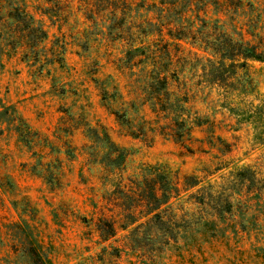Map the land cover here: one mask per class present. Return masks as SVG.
Masks as SVG:
<instances>
[{
    "label": "rangeland",
    "instance_id": "1",
    "mask_svg": "<svg viewBox=\"0 0 264 264\" xmlns=\"http://www.w3.org/2000/svg\"><path fill=\"white\" fill-rule=\"evenodd\" d=\"M224 43L225 0H0V264H28L24 220L51 264H264V62L226 87L173 60L205 121L182 143L142 105L153 63L117 60Z\"/></svg>",
    "mask_w": 264,
    "mask_h": 264
},
{
    "label": "trees",
    "instance_id": "2",
    "mask_svg": "<svg viewBox=\"0 0 264 264\" xmlns=\"http://www.w3.org/2000/svg\"><path fill=\"white\" fill-rule=\"evenodd\" d=\"M156 1V0H154ZM167 1V0H159ZM166 11L170 9L165 7ZM186 38V37H184ZM183 37H175L176 40H183ZM225 62L216 61V52L208 46L202 49V53L188 52L183 56H177L167 48L164 50L155 49L144 51L140 47L125 52L117 60L125 61V68L131 69L138 64L152 62L153 69L146 74L147 83L141 87L145 96L141 99L142 105L149 104L155 113V121L158 124L157 131L161 134L169 135L176 141L184 143L185 139H190V130L194 125L205 123L200 117H186L181 108L190 101V90L186 87L179 92L172 91L168 82L170 72L168 65L173 60L187 58L208 64H225L226 87H232L237 79L238 69H248L249 61L264 62V0L244 1L225 0ZM211 48V49H208ZM211 50V51H208ZM167 62L166 67H155L158 63ZM217 72L216 68L212 72ZM173 72L177 70L173 69ZM156 81V82H155ZM152 82V83H151ZM169 172L166 174V178ZM184 184L193 187L199 182L194 175L183 176ZM166 192H170L166 190ZM32 231L31 246L28 253V264H51L49 252L41 238L35 225L22 221ZM14 225L16 223H13ZM21 243V242H20ZM20 247L13 248L14 256L20 253Z\"/></svg>",
    "mask_w": 264,
    "mask_h": 264
}]
</instances>
